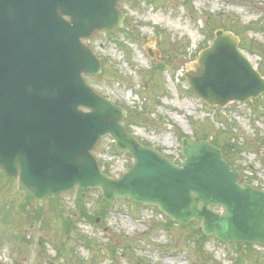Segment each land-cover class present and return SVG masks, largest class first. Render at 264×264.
<instances>
[{
    "label": "water",
    "instance_id": "95a60500",
    "mask_svg": "<svg viewBox=\"0 0 264 264\" xmlns=\"http://www.w3.org/2000/svg\"><path fill=\"white\" fill-rule=\"evenodd\" d=\"M122 1L0 0V169L41 205L75 189L99 190L109 203L131 200L182 225L199 222L224 243L264 246V191L242 182L219 148L185 138L179 166L129 133L128 112L88 85L85 76L102 66L84 40L122 28ZM215 36L186 74L194 92L212 107L264 95V76L239 38L222 29ZM106 137L135 159L120 178L102 172L92 154Z\"/></svg>",
    "mask_w": 264,
    "mask_h": 264
},
{
    "label": "rangeland",
    "instance_id": "374dc122",
    "mask_svg": "<svg viewBox=\"0 0 264 264\" xmlns=\"http://www.w3.org/2000/svg\"><path fill=\"white\" fill-rule=\"evenodd\" d=\"M120 8L121 30L86 41L103 65L88 84L129 111L137 138L181 163L184 137L224 152L235 146L231 165L264 190V96L210 107L185 78L217 29L236 34L264 74V0L124 1ZM115 152L109 138L93 150L102 165ZM200 229L170 224L154 207L105 203L99 191L74 190L40 205L0 169V264H264L262 246L205 240Z\"/></svg>",
    "mask_w": 264,
    "mask_h": 264
},
{
    "label": "trees",
    "instance_id": "16d2710c",
    "mask_svg": "<svg viewBox=\"0 0 264 264\" xmlns=\"http://www.w3.org/2000/svg\"><path fill=\"white\" fill-rule=\"evenodd\" d=\"M253 46L255 47V45L253 44ZM125 126L129 129V125H128V121H126L125 122ZM215 145H217V146H219V147H221L222 148V150L224 151V147L222 146V145H219V144H217V143H214ZM237 146V145H236ZM234 148H235V146H231V147H229V148H227V151L226 152H224V154H225V158H226V160L229 162V163H232V159H231V155L232 154H234L235 152H236V150H234ZM107 172V171H106ZM108 173V172H107ZM85 194L87 193V192H84ZM70 226H71V223H70ZM199 233H200V235L202 236V238H204L203 237V234H202V232H201V230L199 231ZM206 239V238H205Z\"/></svg>",
    "mask_w": 264,
    "mask_h": 264
}]
</instances>
